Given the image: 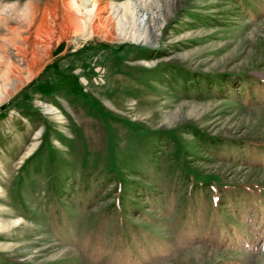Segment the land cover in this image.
<instances>
[{
	"label": "rangeland",
	"instance_id": "obj_1",
	"mask_svg": "<svg viewBox=\"0 0 264 264\" xmlns=\"http://www.w3.org/2000/svg\"><path fill=\"white\" fill-rule=\"evenodd\" d=\"M254 77L264 0H0V264H264Z\"/></svg>",
	"mask_w": 264,
	"mask_h": 264
},
{
	"label": "trees",
	"instance_id": "obj_2",
	"mask_svg": "<svg viewBox=\"0 0 264 264\" xmlns=\"http://www.w3.org/2000/svg\"><path fill=\"white\" fill-rule=\"evenodd\" d=\"M227 1H229V2H234V3H236L238 0H227ZM241 3H243L245 6H247V5H249V1L250 0H239ZM253 83H259V84H261V83H264L262 80H260V79H258V78H256V77H254L253 79ZM238 82H240V81H238V80H236V79H229L228 81H225V84L226 85H230L231 86V88H236V84L238 85ZM241 87V86H240ZM240 87H239V89H240Z\"/></svg>",
	"mask_w": 264,
	"mask_h": 264
},
{
	"label": "bare ground",
	"instance_id": "obj_3",
	"mask_svg": "<svg viewBox=\"0 0 264 264\" xmlns=\"http://www.w3.org/2000/svg\"><path fill=\"white\" fill-rule=\"evenodd\" d=\"M75 28H79L81 20L78 18V16H75L74 19H71Z\"/></svg>",
	"mask_w": 264,
	"mask_h": 264
}]
</instances>
